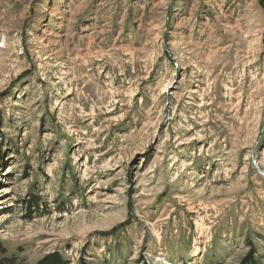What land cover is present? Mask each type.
<instances>
[{"label":"rangeland","instance_id":"obj_1","mask_svg":"<svg viewBox=\"0 0 264 264\" xmlns=\"http://www.w3.org/2000/svg\"><path fill=\"white\" fill-rule=\"evenodd\" d=\"M0 244L264 264V0H0Z\"/></svg>","mask_w":264,"mask_h":264},{"label":"trees","instance_id":"obj_2","mask_svg":"<svg viewBox=\"0 0 264 264\" xmlns=\"http://www.w3.org/2000/svg\"><path fill=\"white\" fill-rule=\"evenodd\" d=\"M5 252L6 249L0 244V254L3 255ZM0 264H18V262L15 257H1ZM35 264H68V262L58 252L54 251L42 257ZM79 264H84V262L80 261Z\"/></svg>","mask_w":264,"mask_h":264}]
</instances>
